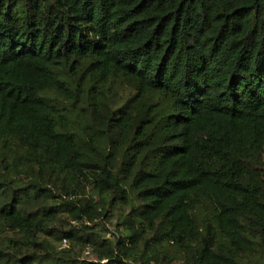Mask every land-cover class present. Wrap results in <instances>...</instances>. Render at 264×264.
I'll return each instance as SVG.
<instances>
[{
    "label": "trees",
    "instance_id": "obj_1",
    "mask_svg": "<svg viewBox=\"0 0 264 264\" xmlns=\"http://www.w3.org/2000/svg\"><path fill=\"white\" fill-rule=\"evenodd\" d=\"M132 263L264 264V0H0V264Z\"/></svg>",
    "mask_w": 264,
    "mask_h": 264
},
{
    "label": "built area",
    "instance_id": "obj_2",
    "mask_svg": "<svg viewBox=\"0 0 264 264\" xmlns=\"http://www.w3.org/2000/svg\"><path fill=\"white\" fill-rule=\"evenodd\" d=\"M61 246L62 247H65L66 246V242L64 240L62 241ZM132 264H135V263H132Z\"/></svg>",
    "mask_w": 264,
    "mask_h": 264
}]
</instances>
